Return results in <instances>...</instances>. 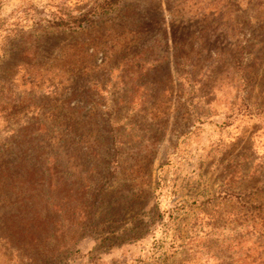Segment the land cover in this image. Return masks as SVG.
Returning a JSON list of instances; mask_svg holds the SVG:
<instances>
[{
    "label": "rangeland",
    "instance_id": "374dc122",
    "mask_svg": "<svg viewBox=\"0 0 264 264\" xmlns=\"http://www.w3.org/2000/svg\"><path fill=\"white\" fill-rule=\"evenodd\" d=\"M103 1L0 0V216L26 171L72 264H264V0Z\"/></svg>",
    "mask_w": 264,
    "mask_h": 264
},
{
    "label": "trees",
    "instance_id": "16d2710c",
    "mask_svg": "<svg viewBox=\"0 0 264 264\" xmlns=\"http://www.w3.org/2000/svg\"><path fill=\"white\" fill-rule=\"evenodd\" d=\"M117 4L118 0L103 1L96 6V10H93L92 17L99 14L107 15L109 10ZM80 19L76 20L78 27L88 21L86 15ZM2 170L4 174L0 175V188L12 187L14 190V184L17 181L12 177V171L8 168ZM16 179L22 189L21 193L15 192V198L18 203L19 200L22 203L16 209L17 214L10 212V214L0 216L1 246L13 247L18 252L19 258L26 260L28 264H72L70 252H58L62 248L57 245L59 223L54 220L57 213L56 207L52 205L51 209H48L41 205L42 191L35 189L36 191L32 192L30 190L34 180L28 172L24 171ZM38 202L42 208H38Z\"/></svg>",
    "mask_w": 264,
    "mask_h": 264
}]
</instances>
